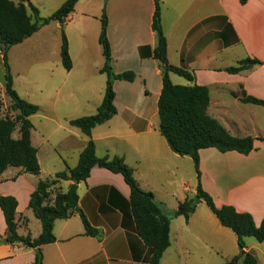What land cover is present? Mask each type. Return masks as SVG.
Returning a JSON list of instances; mask_svg holds the SVG:
<instances>
[{
	"label": "crops",
	"instance_id": "obj_1",
	"mask_svg": "<svg viewBox=\"0 0 264 264\" xmlns=\"http://www.w3.org/2000/svg\"><path fill=\"white\" fill-rule=\"evenodd\" d=\"M159 1L167 61L194 75V82L190 83L171 74V82L206 87L207 114L231 136L254 139V150L247 155L233 151L220 153L214 148L200 150L201 188L216 207L231 206L236 212L248 213L259 226L264 219V140H259L264 138V130L259 129L257 115H262L258 108L263 107L241 102L240 95L244 92L264 102V65L237 74H229L226 69L243 59L264 61V0H248L244 5L240 0ZM103 9L112 71L114 74L131 71L135 79L114 81L116 114L91 131L96 156L122 157L139 187L175 212L180 203L193 201L197 181L194 184L191 181L194 176L191 158L174 154L159 132L157 102L162 84L158 62L151 57L156 46L151 27L153 0H78L75 4L63 25L72 67L69 71L62 65L57 69L60 79L57 93L63 95L65 119L92 115L86 111L97 112L102 102L106 84L105 75L100 73L104 63L99 44ZM92 43L98 51L93 63ZM2 48L0 45V60ZM12 84L14 89L13 80ZM32 126L31 143L37 149L40 173L33 176L20 168H7L0 174V197L16 199L17 233L35 239L41 233V225L28 208L30 195L39 180L53 177L66 166L75 167L88 138L69 125L72 129L65 128V137L51 143L49 135ZM70 184L61 181L58 186L65 192ZM76 193L80 210L99 235L86 236L78 215L55 221V241L41 247L42 264H147L148 248L134 231L130 190L123 177L95 166L89 177L77 184ZM207 209L200 207L197 212L195 207L188 220L183 216L171 217L169 247L160 264H165V259H169V264L173 261L172 240L175 246H185L187 239H191L194 247L201 244L200 248L207 253L200 259L207 258L217 264L238 257L235 234L221 226ZM5 231L0 210V237L5 236ZM244 242L245 251L255 257L256 264H259L256 250L264 261V242L248 241V238ZM34 259V249L18 243H0V264H33ZM177 259V264H185Z\"/></svg>",
	"mask_w": 264,
	"mask_h": 264
},
{
	"label": "trees",
	"instance_id": "obj_2",
	"mask_svg": "<svg viewBox=\"0 0 264 264\" xmlns=\"http://www.w3.org/2000/svg\"><path fill=\"white\" fill-rule=\"evenodd\" d=\"M154 1L152 30L156 37V46L151 57L158 62L161 72V92L157 102L159 118V132L166 140L170 150L179 156L190 157L196 175L197 188L195 196L202 200L210 212L215 216L221 226L231 230L241 247L242 253L226 264H256L255 257L245 251V238H253L257 243L264 242V219L256 226L248 213H239L231 206L216 207L212 198L206 194L200 185L199 156L200 150L214 148L220 153L237 152L247 155L254 150L252 137L236 138L231 136L216 120L207 114L209 106L208 89L204 86L174 85L170 75L174 74L194 82V75L182 68L172 66L167 61V44L161 27L160 1ZM248 0H240L244 5ZM78 0H65L51 16L40 18L39 12L29 0H0V45H2V62L4 66L3 87L4 93L11 102V109L16 113L13 119L0 116V174L7 168H20L25 173L38 176L40 167L37 160V149L31 143L33 129L30 117L38 112L36 105L30 104L19 97L13 89L12 76L7 63V51L24 40L31 37L42 26L50 22L61 25L60 60L62 67L69 71L72 67L68 52V43L63 32V25L68 16L73 12ZM30 10V14L29 11ZM107 17L102 10L100 18L99 44L102 50L104 63L100 73L106 77V84L102 102L93 115L83 116L70 120L68 124L77 128L88 138L84 149L80 152L75 167L68 166L53 177L39 180L35 191L30 195L28 208L33 216L40 222L41 233L32 239L29 235L19 236L16 220L17 201L14 197H0V210L3 214L6 231L0 237V243L22 244L26 248L35 250L33 264H42L41 247L55 241L53 225L57 220H66L73 215L81 219L84 233L89 237H96L99 232L90 226L78 206L77 184L84 182L93 167L104 168L112 173L120 174L129 187V205L132 214L134 231L144 245L148 248L147 264H160L163 253L169 247V222L170 217L160 213L157 202L150 192L143 191L133 177V171L119 156L97 157L95 144L91 139V131L98 125L110 120L116 109L113 101L114 81L133 82L135 74L131 71L114 74L111 68L110 46L106 37ZM255 65H264L257 59H243L236 66L226 69L229 74H237ZM243 103L253 104L264 108V102L247 96L244 92L240 95ZM18 126V138L13 137ZM259 140H264L260 138ZM61 181H70L65 192L58 184ZM190 200L180 203L174 216H183L188 220L194 212L195 206L190 205Z\"/></svg>",
	"mask_w": 264,
	"mask_h": 264
},
{
	"label": "rangeland",
	"instance_id": "obj_3",
	"mask_svg": "<svg viewBox=\"0 0 264 264\" xmlns=\"http://www.w3.org/2000/svg\"><path fill=\"white\" fill-rule=\"evenodd\" d=\"M11 1L18 3L19 0ZM29 2L37 8L40 18H47L60 8L65 0H29ZM28 12L29 14L31 13L30 10ZM61 33L62 28H59L55 22H50L49 24L42 26L23 43L11 47L8 52V65L10 66V74L14 81V89L20 98L26 100L28 103L39 106V111L30 119V121L38 132L50 136L51 143L65 137V128L72 129L68 124L69 121L65 119L67 110H63L65 109L61 102L63 95H58L57 93V86L60 80L57 69H61ZM88 41H92V38H89ZM90 53L91 63H93L98 57V51L95 50L93 43L91 44ZM4 71L3 62L0 60V116L2 118L13 119L16 113L11 109V102L5 95L4 87L2 85V74ZM258 109L263 111L262 115H257L259 129L264 130V108ZM95 113L96 111H94V109L86 111V114L93 115ZM13 137L18 138V126L13 133ZM194 173L195 172H193L194 176L191 179L193 184L196 182ZM194 198L195 196L193 197V201ZM195 207H197V212L200 207H204L205 209L208 208L200 200L195 204ZM248 241L254 240L248 238ZM172 244L170 253L171 257L176 260L171 258L173 260L170 261L171 264H177V258H179L180 261H185V264H217L211 262L207 258L200 259V257L203 258L202 256L207 253V250L200 248L201 244L194 247L191 243V239H187L185 246L184 244H177V246H175L173 240ZM186 246H188V248H184ZM187 252H191L193 255L188 256ZM256 255L259 264H264L260 251L256 250ZM167 260L169 259H165V264H169ZM237 262H240V259H238Z\"/></svg>",
	"mask_w": 264,
	"mask_h": 264
},
{
	"label": "water",
	"instance_id": "obj_4",
	"mask_svg": "<svg viewBox=\"0 0 264 264\" xmlns=\"http://www.w3.org/2000/svg\"><path fill=\"white\" fill-rule=\"evenodd\" d=\"M199 200H200V199H199L198 197L195 196L194 201L190 202V205H191L192 207H194L195 204H197V203L199 202ZM157 206H158V208H159V210H160V213H161L162 215H164V216H166V217H170V218L174 216V211L168 210L167 207H166L163 203H157ZM238 250H239V255H241V253H242V249H241L240 246H238ZM239 255H238V256H239ZM234 264H235V263H234Z\"/></svg>",
	"mask_w": 264,
	"mask_h": 264
}]
</instances>
